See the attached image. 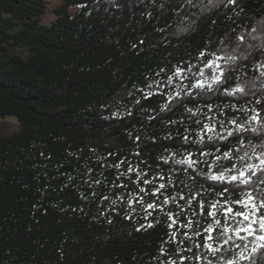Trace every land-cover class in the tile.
Wrapping results in <instances>:
<instances>
[{
    "label": "trees",
    "instance_id": "obj_1",
    "mask_svg": "<svg viewBox=\"0 0 264 264\" xmlns=\"http://www.w3.org/2000/svg\"><path fill=\"white\" fill-rule=\"evenodd\" d=\"M119 3L117 9L110 0H60L54 19L46 24V0H0V264H164L161 248H175L161 243L168 239L167 216L161 214V223L136 231L145 221L124 218L127 201L121 202V194L165 183L161 191L183 204L178 192L187 197L199 189L205 226L209 201L223 204L230 194L232 199L239 195L226 181L194 175L172 160L181 159L186 149L211 163L237 146L235 137L216 141L211 149L199 143L182 146L181 141L184 135L199 139L204 124L222 122L231 113L245 119L255 101L264 100V80L254 70L264 63V35L252 34L257 36L251 41L254 60L241 53L232 65L236 84L247 81L253 92L184 96L183 103L173 101V111L161 112L164 97L141 99L137 89L159 79L161 68L165 72L160 75L166 76L181 62L199 63L201 50L223 55L225 33L235 29V36L248 31L251 21H264V0H239L238 6L228 7L201 0L202 12L189 5L177 13L167 10L179 7L172 3L163 10L152 0ZM148 11L157 18L146 15ZM142 107L156 109L151 113L155 119H148ZM9 116L17 120L15 128L2 121ZM201 148L213 154L199 156ZM120 161L119 168L113 167ZM219 163L228 166L226 160ZM129 164L148 176L134 183L137 172L128 173ZM160 174L166 180L143 184ZM111 199H117L116 205ZM144 199L157 200L151 194ZM133 207L140 209L139 204ZM198 207L196 201L191 208L185 205V218ZM164 211L178 208L170 202ZM157 214L159 210L149 220Z\"/></svg>",
    "mask_w": 264,
    "mask_h": 264
},
{
    "label": "snow or ice",
    "instance_id": "obj_2",
    "mask_svg": "<svg viewBox=\"0 0 264 264\" xmlns=\"http://www.w3.org/2000/svg\"><path fill=\"white\" fill-rule=\"evenodd\" d=\"M96 2H100V0H96ZM137 2H142V0H137ZM152 3L157 4L162 10L169 3L179 5V7L167 9L172 13L188 8L189 5L192 10L203 11L201 0H159V2L152 0ZM207 3L213 7L216 4L228 7L238 6L239 0H207ZM110 4L117 9L122 7L119 0H110ZM145 7H147L146 3ZM241 11H243L242 8ZM145 14L150 18H157L151 11ZM246 27L248 31L236 33L235 36L232 35L235 29L224 34L220 40L225 45L220 48L223 55L216 51L201 50L196 57L199 63L181 62L174 66L166 76L160 75L165 72V69L161 68L160 72L156 73L157 77H160L159 79L149 80L146 85L137 89L143 94L141 99H149L153 95L164 97L163 106L160 108V111L163 112L173 111L174 109L171 107L173 101L183 103L184 96L192 99L194 95L204 98L208 94L233 95L253 92L252 86L247 81H241L239 85L236 84L235 68L232 65L240 60L241 53L252 60L255 59L252 50L256 49V45L251 41L257 39V36L252 34L264 35V21H251ZM224 61H228V64H224ZM260 69H264V63L254 69L260 73L261 80H264V71H260ZM232 88L235 89V93L230 91ZM134 102L141 104V100ZM255 104L256 107L248 110L250 114L245 119L241 120L231 113L222 122L211 125L204 124L203 128L199 130V139L184 135L181 141L182 146L183 144L199 143L203 144L204 148L211 149L216 141H225L230 137H235L236 147L216 155L211 163L207 159L194 158L192 153L187 152L186 149V154L181 159L172 160L175 165H186L185 170H192L194 175L201 173L212 181H226L231 186L232 192L239 193L235 199H232L230 194L229 199L223 204L219 201L208 202L210 210L203 212V219L207 226L200 219L201 210L205 209V202L199 189L194 192L190 190L187 197L178 192L179 201H184L183 204L178 202L177 196L161 191L166 188L165 183H159L157 187L147 190L140 186L138 191L129 190L118 197L121 202L127 201L125 219L139 218L145 221L136 227V231L146 230L161 223V214L167 216L169 221L166 225L169 229L168 239L161 243L175 244V248L172 250L161 248L160 256L167 257L164 264H185L186 261L189 264L192 262L203 264L205 261L206 264H264V100H256ZM208 108L209 111H212L210 106ZM126 111L129 116L133 115L132 111L127 109ZM141 111L148 113V119H155L151 113L156 109L150 111L142 107ZM187 111L192 112V109L188 108ZM236 111H241V109ZM209 119L212 118L209 117ZM195 123L199 124L200 121L197 120ZM136 139L139 140V137L137 136ZM206 140L208 143H205ZM255 141H259V143ZM204 148L197 150L199 156L213 154L211 151H204ZM257 149H260L259 153H257ZM216 151H219V146H216ZM221 159L228 161L227 167L219 163ZM122 163L124 161H120L113 167L119 168ZM201 164L206 165L207 168H198L197 166ZM89 171L91 172V169ZM133 171L137 172L134 183L138 184L141 175L148 176L147 172L141 173L139 168L134 169L129 164L127 172L132 173ZM214 172L218 174H213ZM120 175H124V173ZM155 180H166V177L163 174L149 177L143 180V184L148 185ZM94 183L99 184L100 181L96 180ZM167 183L173 184V181L168 180ZM116 186L127 188V185L124 184ZM224 192L228 193L229 187L226 186ZM145 194H151L157 200L145 201ZM102 199L108 200L109 196H103ZM193 201H196L199 207L192 208L185 218V205L191 208ZM170 202L177 206L178 211H164L165 206ZM116 203L117 199H111L112 205H116ZM133 204H139L140 209L134 208ZM157 210H159V214L154 220H149V217H152ZM113 211L116 209L114 208ZM101 215L104 213L101 212ZM210 217L212 221H209ZM108 223L111 224L112 220L109 219ZM174 227L177 230H173ZM181 228L191 231H180ZM185 253H191V255Z\"/></svg>",
    "mask_w": 264,
    "mask_h": 264
},
{
    "label": "rangeland",
    "instance_id": "obj_3",
    "mask_svg": "<svg viewBox=\"0 0 264 264\" xmlns=\"http://www.w3.org/2000/svg\"><path fill=\"white\" fill-rule=\"evenodd\" d=\"M47 1V11L42 19V21L46 24L50 23L51 20L54 19L55 15L53 13V9L59 5L60 0H46ZM2 121L8 123L11 128H15L17 126V120L14 117H6L2 119ZM111 144H113L112 140H107Z\"/></svg>",
    "mask_w": 264,
    "mask_h": 264
}]
</instances>
